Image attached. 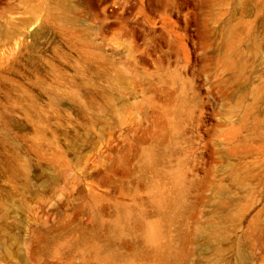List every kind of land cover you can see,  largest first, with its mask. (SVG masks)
Listing matches in <instances>:
<instances>
[{"label":"rangeland","instance_id":"rangeland-1","mask_svg":"<svg viewBox=\"0 0 264 264\" xmlns=\"http://www.w3.org/2000/svg\"><path fill=\"white\" fill-rule=\"evenodd\" d=\"M0 264H264V0H0Z\"/></svg>","mask_w":264,"mask_h":264}]
</instances>
